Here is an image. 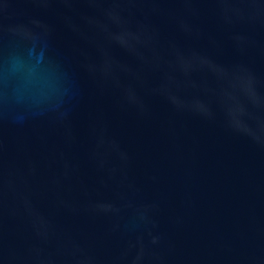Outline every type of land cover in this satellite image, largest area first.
Listing matches in <instances>:
<instances>
[{"label":"water","instance_id":"1","mask_svg":"<svg viewBox=\"0 0 264 264\" xmlns=\"http://www.w3.org/2000/svg\"><path fill=\"white\" fill-rule=\"evenodd\" d=\"M0 264H264V0H0Z\"/></svg>","mask_w":264,"mask_h":264}]
</instances>
